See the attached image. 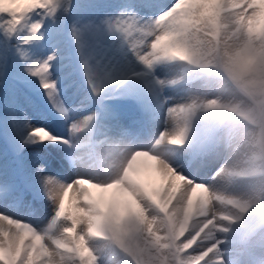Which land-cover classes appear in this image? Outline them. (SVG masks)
I'll use <instances>...</instances> for the list:
<instances>
[{
  "label": "snow or ice",
  "instance_id": "1",
  "mask_svg": "<svg viewBox=\"0 0 264 264\" xmlns=\"http://www.w3.org/2000/svg\"><path fill=\"white\" fill-rule=\"evenodd\" d=\"M17 4L0 0V264H264V0Z\"/></svg>",
  "mask_w": 264,
  "mask_h": 264
},
{
  "label": "clouds",
  "instance_id": "2",
  "mask_svg": "<svg viewBox=\"0 0 264 264\" xmlns=\"http://www.w3.org/2000/svg\"><path fill=\"white\" fill-rule=\"evenodd\" d=\"M219 114L217 113H210V112H198L195 117L196 123H206L212 119L217 118ZM180 121L174 117H169V132L172 129L178 127ZM184 146H175L170 147L167 143L163 144L162 146L155 149L157 155L160 157L161 161L164 165L175 175V169L173 165L177 163V158L174 157L175 153L183 151ZM255 149L249 145H243L239 148L238 152H234L231 156L225 155L221 159V166L224 171H220L218 175L215 177V181L213 183V188L216 191H225L227 188L225 172L226 171H233L239 173L241 169L245 167L244 161V154L246 152L254 151ZM245 189L239 187L236 189L238 192H243ZM210 211H214L217 215H219L223 208L219 205H213ZM221 241L225 240L226 237L224 235H220L218 237ZM253 241H264V229H260L256 232V234L251 238ZM256 256L258 260L264 262V248H257L256 249ZM247 264V262H246Z\"/></svg>",
  "mask_w": 264,
  "mask_h": 264
},
{
  "label": "bare ground",
  "instance_id": "3",
  "mask_svg": "<svg viewBox=\"0 0 264 264\" xmlns=\"http://www.w3.org/2000/svg\"><path fill=\"white\" fill-rule=\"evenodd\" d=\"M152 162L151 161H146L145 159L142 162L141 170L147 175V176H152L155 177V172L151 168Z\"/></svg>",
  "mask_w": 264,
  "mask_h": 264
},
{
  "label": "rangeland",
  "instance_id": "4",
  "mask_svg": "<svg viewBox=\"0 0 264 264\" xmlns=\"http://www.w3.org/2000/svg\"><path fill=\"white\" fill-rule=\"evenodd\" d=\"M26 3H27V0H18V4H17V6L18 7H21V8H23V7H25L26 6ZM143 158H141L139 161H138V166L141 168V166H142V162H143ZM66 199V204L68 203V197H66L65 198Z\"/></svg>",
  "mask_w": 264,
  "mask_h": 264
}]
</instances>
